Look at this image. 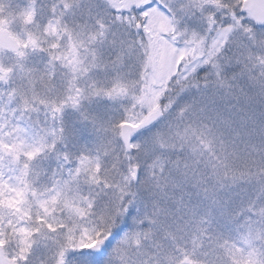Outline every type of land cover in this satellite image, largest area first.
Segmentation results:
<instances>
[{
    "label": "snow or ice",
    "instance_id": "6c2138e0",
    "mask_svg": "<svg viewBox=\"0 0 264 264\" xmlns=\"http://www.w3.org/2000/svg\"><path fill=\"white\" fill-rule=\"evenodd\" d=\"M0 264H264V0H0Z\"/></svg>",
    "mask_w": 264,
    "mask_h": 264
}]
</instances>
